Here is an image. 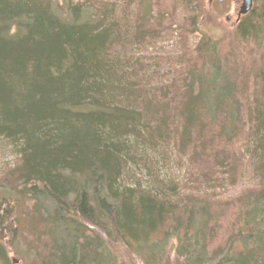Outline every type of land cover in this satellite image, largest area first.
Listing matches in <instances>:
<instances>
[{
  "label": "trees",
  "instance_id": "obj_1",
  "mask_svg": "<svg viewBox=\"0 0 264 264\" xmlns=\"http://www.w3.org/2000/svg\"><path fill=\"white\" fill-rule=\"evenodd\" d=\"M195 6L0 0V264H264V0L190 47Z\"/></svg>",
  "mask_w": 264,
  "mask_h": 264
},
{
  "label": "rangeland",
  "instance_id": "obj_2",
  "mask_svg": "<svg viewBox=\"0 0 264 264\" xmlns=\"http://www.w3.org/2000/svg\"><path fill=\"white\" fill-rule=\"evenodd\" d=\"M240 5L241 0H226L222 4H219L217 0H196L195 7L197 8L200 22L199 33L193 35L189 39V46L194 47L201 35L218 40L223 39L232 31L234 25L236 24L237 11ZM177 51L178 46H176L174 38L170 37L163 42L159 41L154 47L146 48L144 54L149 57L171 59L178 54ZM14 159L15 156L12 149L8 147L2 139H0V176L5 168L12 165ZM174 161L175 159H173V161L169 164H164L165 168L162 178L170 181H182L183 179H186V174L189 172L188 169L186 170L184 168L185 166L174 165ZM250 172L251 168H247L236 186L232 188L223 187L221 189H210V192L208 193H216L217 199H215V201H220L221 203L233 199L242 191L250 189L254 185V180L250 177ZM133 173L134 172L132 171V174L130 175V182L132 185L134 182L150 183L148 180L150 178L148 176V171H144L143 175L141 173L133 175ZM231 212V210H227L226 219H232L233 216H231ZM20 248H23V246ZM10 261L12 264H21L20 258L14 256V254H10ZM124 261L125 264H141L137 261V259L132 257L126 258Z\"/></svg>",
  "mask_w": 264,
  "mask_h": 264
},
{
  "label": "water",
  "instance_id": "obj_3",
  "mask_svg": "<svg viewBox=\"0 0 264 264\" xmlns=\"http://www.w3.org/2000/svg\"><path fill=\"white\" fill-rule=\"evenodd\" d=\"M219 4H222L226 0H217ZM254 0H241V5L238 8L236 21H238L241 17L246 16L252 9Z\"/></svg>",
  "mask_w": 264,
  "mask_h": 264
}]
</instances>
